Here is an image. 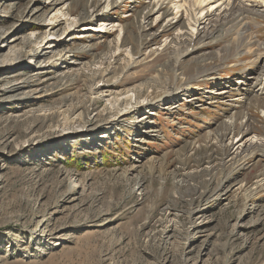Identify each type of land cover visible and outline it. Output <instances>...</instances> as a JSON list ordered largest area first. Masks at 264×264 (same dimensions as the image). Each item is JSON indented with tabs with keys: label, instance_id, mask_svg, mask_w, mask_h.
Wrapping results in <instances>:
<instances>
[{
	"label": "rangeland",
	"instance_id": "obj_1",
	"mask_svg": "<svg viewBox=\"0 0 264 264\" xmlns=\"http://www.w3.org/2000/svg\"><path fill=\"white\" fill-rule=\"evenodd\" d=\"M56 1L0 0V264H264V99L238 155L220 127L240 103L210 93L264 78V4L193 26L184 0Z\"/></svg>",
	"mask_w": 264,
	"mask_h": 264
},
{
	"label": "bare ground",
	"instance_id": "obj_2",
	"mask_svg": "<svg viewBox=\"0 0 264 264\" xmlns=\"http://www.w3.org/2000/svg\"><path fill=\"white\" fill-rule=\"evenodd\" d=\"M59 1V0H58ZM58 1H56L55 3H57ZM125 1V0H124ZM170 1H173V3H174V1L175 0H168V3L170 2ZM184 1H186V2H189L190 3V5H189V7H190V18H188L189 19V22L190 23H192L193 24V26H197V25H199V24H201V23H205V21H209L210 23L214 20H218V21H220V23L221 24H225L226 22H233V21H237V23H238V21H241V22H243V23H249V21H248V18L250 17H248V14H250L249 12L250 11H252L251 13L253 14H257V12H259L260 13V10H262L261 9V7H260V9L258 8V7H256V5L257 6H262V5H259V3H263L264 4V2H263V0L261 1V0H224L223 2H221L220 0H214V1H217L216 3H214V4H211L212 2H209V1H212V0H184ZM95 2H96V4H95V7L93 8V15L94 14H96V12L98 13V18L100 17H106V16H108V14H109V10H107V11H105V12H103L102 14H101V12H99V6H101V3L103 2V0H95ZM100 2V3H99ZM166 2V0H159L155 5H156V7L157 6H159L160 7V9L161 10H163V9H165V10H163V12H162V14L163 15H166V14H168L169 13V9L168 8H166L165 7V5L164 6H162L163 5V3H165ZM204 2L206 3V2H209L208 3V5H210V7H211V9L209 10H207L203 15H200V16H198L199 14H201L202 12H203V10L205 9V6H204ZM185 3V2H184ZM184 3H180L179 5H177V7L179 8V7H182L183 5H185ZM225 3V6L223 7V10H218L217 11V9L221 6V5H223ZM92 5H94V0L92 1ZM112 7H115L116 5H118V3H117V1H114V2H112ZM154 6V5H153ZM264 6V5H263ZM87 8H88V6H87ZM150 9H152V7L150 8ZM199 9V10H198ZM87 10V9H86ZM154 10V9H153ZM198 10V11H197ZM87 11H89V10H87ZM104 11V10H103ZM235 11H238V16H235ZM262 12V11H261ZM155 12H152V13H150V16L152 15V14H154ZM188 13V12H187ZM86 15V17L84 16L82 19L85 21V20H87V19H89V17H90V14L89 13H85ZM91 14V16H93ZM176 15H177V13H176ZM258 15V14H257ZM256 15V16H257ZM181 16L182 15H180V17L178 18V20H177V23L179 22V21H181L182 19H181ZM254 16V15H253ZM215 17H216V19H215ZM224 17V18H223ZM248 17V18H247ZM92 20H93V18H91ZM223 19H225V20H223ZM253 19V18H252ZM91 22V21H90ZM100 22H107V21H105V20H103L102 19V21H100ZM112 22V27H115V25H119V23H118V21H111ZM173 22H172V20H171V22L169 23V25L170 26H172L173 24H172ZM235 23V22H234ZM103 24V23H102ZM111 24V23H110ZM217 25V24H216ZM237 25V24H236ZM239 25V24H238ZM242 26V25H241ZM247 26V25H246ZM219 27V26H218ZM225 27V26H224ZM227 28V27H226ZM253 29V28H252ZM231 30V29H230ZM236 30V29H235ZM105 31H108V30H105ZM252 31V30H251ZM109 32V31H108ZM246 32V31H245ZM227 33V32H226ZM240 34H241V32H239ZM230 34V33H229ZM226 35H228V34H226ZM6 35H5V33L4 34H2V35H0V40L1 39H3V37H5ZM223 36V35H222ZM225 36V35H224ZM240 36V35H239ZM242 36V35H241ZM245 36V35H244ZM197 38V37H196ZM226 38H227V36H226ZM233 38V37H232ZM235 38V37H234ZM238 38V37H237ZM245 40H246V38H245ZM253 40V39H252ZM239 41V40H238ZM231 42V41H230ZM246 42H248V40L246 41ZM241 43V42H240ZM243 43H244V41H243ZM252 44V46L250 47V46H248L249 47V49L247 50V51H245V52H239L240 54L239 55H247V54H249V53H253V54H256L258 51H259V45L256 43V41H252L251 42ZM122 44L124 45V40L122 41ZM231 44V43H230ZM237 44V43H236ZM260 44V43H259ZM263 44V43H262ZM247 46V45H246ZM230 47V46H229ZM232 47V46H231ZM244 47V46H243ZM248 47H246V48H248ZM238 48V47H237ZM263 48H264V46H263ZM262 48V49H263ZM235 49V48H234ZM240 49V48H239ZM37 50H38V52L36 53V55H39V53H44L45 54V52H43L44 50H45V47H42V48H37ZM236 54H237V52H235ZM263 53V52H262ZM25 54V55H24ZM44 54H42L41 56H43ZM9 56H10V54H8ZM8 56V57H9ZM258 58L259 57H262L263 59L261 60V61H263L264 60V53H263V55L262 54H260V56H257ZM25 58H27V55H26V53H25V51L24 50H22L21 51V53L19 54V55H17V56H15L14 57V59H15V61L14 62H22V63H24L25 62ZM62 59V58H61ZM254 59V58H253ZM58 60V59H57ZM45 61V60H44ZM10 61H8L7 63H9ZM50 62V61H49ZM250 62V61H249ZM24 73L23 72H21L20 73V75H23ZM197 74V73H196ZM227 76H229V75H227ZM260 76V74L259 75H257L256 76V80H255V82L254 83H252L251 85H249V86H247L248 84H247V82L245 83L242 79H239V77H237V81L236 80H234L233 78V81H232V85L231 86H225L224 88H221V89H217V91H214V90H212L210 93H213V94H215V97L214 98H225V99H228V100H232V101H238L239 103V106H240V109H237V111H235L236 112V114H234V115H232L231 116V121H229V120H226V123H224V124H226V127H220V130L222 131L221 133H220V140L222 141V147L221 148H223V150L226 152V153H232V150L234 149V151H233V153L236 151V150H238L237 152H236V154H241L242 152H240V148H241V150L242 149H244V148H246L247 147V142L246 141H250L252 144H254V142L252 141V138H247L246 139V141H244L243 143H240L239 141H241L242 140V138L243 137H245V136H247L252 130L251 129H253L255 126V124H254V122L253 121H255V120H251V118H250V116H249V114H248V112H246V108H248V106H247V103H249L250 101H255V102H258V100L260 101V99H264V78H263V75H262V77L260 78L259 77ZM234 77H236V76H234ZM246 77V73L244 72V74L240 77V78H245ZM222 77H219V78H216L214 75H212L211 77H210V79H212V80H214L215 81V83H219L218 81H219V79H221ZM224 79H222V80H227V81H225V82H229L231 79H229V78H231L230 76L227 78L226 76L225 77H223ZM227 78V79H226ZM5 79H7V77L5 78ZM8 80V79H7ZM28 79L26 78V79H24L21 83H19V82H11V81H9L8 80V90L9 91H15L16 89H20L21 87H23L25 84H26V81H27ZM29 81V80H28ZM223 83V82H222ZM224 84V83H223ZM235 85H237L238 87L237 88H235ZM184 87V86H183ZM186 87H184V89H185ZM194 88H199V89H202V90H200L198 93H196V94H193V95H190V96H186L185 97V99H186V101L187 102H193V103H195L197 100H200V98H202V96L203 95H205L204 93H205V89H204V87L202 86V85H195L194 86ZM181 89H183V88H179V87H177L176 89H171V92H170V94H173V97H175V96H177L179 93H178V91H181ZM235 89H237V91H240V92H243V93H238V94H243V98H241V97H233V95H232V91L233 90H235ZM168 92V91H167ZM49 94V93H48ZM235 95H237V93L235 94ZM240 96V95H239ZM227 97H229V98H227ZM171 99H172V97H171ZM213 101V100H212ZM264 102V101H263ZM231 103V102H230ZM237 103V102H236ZM251 103V102H250ZM252 104V103H251ZM231 105H234V106H236L235 105V103H231ZM255 105H256V103H255ZM238 106V105H237ZM262 106V105H261ZM173 107H175V105H173V104H171V103H167V105L166 106H163V108L164 109H172ZM249 107H251V106H249ZM264 107V106H263ZM231 109V108H230ZM243 109V110H242ZM230 111V110H229ZM234 112V113H235ZM50 113V112H49ZM232 113V112H231ZM250 113V112H249ZM56 113L53 111L51 114H49L50 116H53V115H55ZM79 117H81V115L79 116ZM78 117V118H79ZM219 117V116H218ZM222 117V116H221ZM77 118V117H76ZM214 119V118H213ZM145 120V119H144ZM80 123H82V122H84V120L83 119H81L80 118ZM216 121V120H215ZM225 121V120H224ZM222 122V121H221ZM262 122V121H261ZM219 123V122H218ZM257 124V123H256ZM36 125V124H35ZM34 124L33 125H31V126H29L30 127V129H31V131L30 132H32L33 130H34V127H36ZM65 125H69V126H72V124H70L69 122H66L65 123ZM256 128V127H255ZM70 129H72V128H70ZM256 129H258V128H256ZM259 130V129H258ZM72 130H65V131H62V133L63 134H57V136L58 137H62L63 135H65L66 136V133L67 132H71ZM151 131H153V130H151ZM256 131V130H255ZM73 132V131H72ZM215 132V131H214ZM218 132H220V131H218ZM259 132V131H258ZM53 132H48V134H46V135H42V136H39L37 139H39L36 143L39 145L40 143H42V142H45V141H47L49 138H51V136L52 135H54V134H52ZM76 133V130H74V133H70L71 135L72 134H75ZM216 133V132H215ZM70 134L69 133H67V135L68 136H70ZM218 134V133H217ZM216 134V135H217ZM261 134V133H260ZM219 136V135H218ZM237 136V138L238 137H240L237 141H235V140H233L235 137ZM254 136V135H253ZM64 137V136H63ZM67 137V136H66ZM228 137H230L231 139H232V141H231V143L230 144H228V145H225L224 144V139H227ZM65 138V137H64ZM6 139V140H5ZM4 140L6 141V142H9V140H8V137L7 138H5ZM259 139V138H258ZM262 140V139H261ZM32 141H36V138L34 139V138H32ZM218 141H219V139H218ZM255 141V140H254ZM239 143V144H238ZM256 144H258L257 142H255ZM251 144V145H252ZM242 146H243V148H242ZM236 147V148H235ZM258 149V148H257ZM245 150V149H244ZM22 151V150H21Z\"/></svg>",
	"mask_w": 264,
	"mask_h": 264
}]
</instances>
